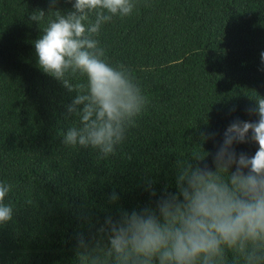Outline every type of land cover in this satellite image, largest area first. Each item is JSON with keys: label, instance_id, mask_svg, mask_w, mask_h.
I'll return each mask as SVG.
<instances>
[{"label": "trees", "instance_id": "1", "mask_svg": "<svg viewBox=\"0 0 264 264\" xmlns=\"http://www.w3.org/2000/svg\"><path fill=\"white\" fill-rule=\"evenodd\" d=\"M134 2L130 16L113 17L93 38L148 102L102 157L63 143L79 126L67 110L76 93L36 66L32 41L48 17L39 28L28 17L52 0H0V183L11 186L4 203L13 208L0 224V264H117L106 255L109 222L157 209L194 153L215 154L230 124L258 119L247 110L264 96V0ZM94 21L92 13L86 23ZM201 132L215 139L201 144ZM257 147L235 145L248 156ZM204 165L214 170L212 155ZM245 255L226 248L217 264H245Z\"/></svg>", "mask_w": 264, "mask_h": 264}, {"label": "clouds", "instance_id": "2", "mask_svg": "<svg viewBox=\"0 0 264 264\" xmlns=\"http://www.w3.org/2000/svg\"><path fill=\"white\" fill-rule=\"evenodd\" d=\"M66 2L71 3L68 10L52 0L47 11L29 14L37 28L48 17L32 41L36 66L76 93L67 110L79 118V126L67 130L63 143L96 149L107 157L115 153L148 101L130 70L110 65L93 37L113 17L130 16L136 4L134 0ZM92 13L95 21L86 23ZM260 61L264 65V52ZM77 73L86 83L70 82L69 75ZM252 100L254 107L247 111L258 119L230 124L215 154L194 153L176 174V193L164 195L155 210L124 212L118 223L109 222L107 256H114L117 264H217L227 248L246 254L245 264H260L264 259L257 255L264 251V96L257 94ZM215 136L201 132V144ZM243 143L258 146L254 155L236 152L235 145ZM208 155L213 156L214 170L201 166ZM10 190L9 184L0 183V224L12 219L13 208L4 203Z\"/></svg>", "mask_w": 264, "mask_h": 264}]
</instances>
